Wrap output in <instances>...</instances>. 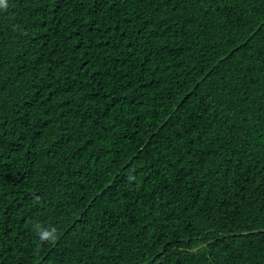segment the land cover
Masks as SVG:
<instances>
[{"label": "trees", "instance_id": "1", "mask_svg": "<svg viewBox=\"0 0 264 264\" xmlns=\"http://www.w3.org/2000/svg\"><path fill=\"white\" fill-rule=\"evenodd\" d=\"M0 264H264V0H4Z\"/></svg>", "mask_w": 264, "mask_h": 264}, {"label": "clouds", "instance_id": "2", "mask_svg": "<svg viewBox=\"0 0 264 264\" xmlns=\"http://www.w3.org/2000/svg\"><path fill=\"white\" fill-rule=\"evenodd\" d=\"M4 3V0H0V4H3ZM50 236V233L45 231L41 234V239H45V238H48Z\"/></svg>", "mask_w": 264, "mask_h": 264}]
</instances>
